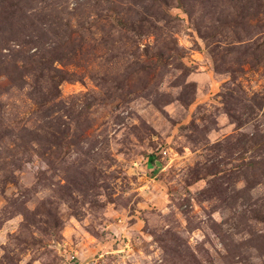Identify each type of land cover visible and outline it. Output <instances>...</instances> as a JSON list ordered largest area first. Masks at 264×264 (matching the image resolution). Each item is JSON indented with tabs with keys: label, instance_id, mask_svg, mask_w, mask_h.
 Here are the masks:
<instances>
[{
	"label": "rangeland",
	"instance_id": "374dc122",
	"mask_svg": "<svg viewBox=\"0 0 264 264\" xmlns=\"http://www.w3.org/2000/svg\"><path fill=\"white\" fill-rule=\"evenodd\" d=\"M0 264H264V0H0Z\"/></svg>",
	"mask_w": 264,
	"mask_h": 264
}]
</instances>
